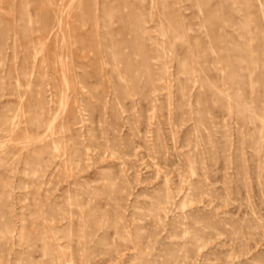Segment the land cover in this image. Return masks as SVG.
Instances as JSON below:
<instances>
[{"label":"rangeland","instance_id":"1","mask_svg":"<svg viewBox=\"0 0 264 264\" xmlns=\"http://www.w3.org/2000/svg\"><path fill=\"white\" fill-rule=\"evenodd\" d=\"M0 264H264V0H0Z\"/></svg>","mask_w":264,"mask_h":264}]
</instances>
